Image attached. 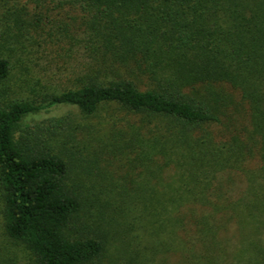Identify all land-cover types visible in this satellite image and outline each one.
<instances>
[{
  "label": "trees",
  "instance_id": "1",
  "mask_svg": "<svg viewBox=\"0 0 264 264\" xmlns=\"http://www.w3.org/2000/svg\"><path fill=\"white\" fill-rule=\"evenodd\" d=\"M173 255L264 264V0H0V264Z\"/></svg>",
  "mask_w": 264,
  "mask_h": 264
},
{
  "label": "rangeland",
  "instance_id": "2",
  "mask_svg": "<svg viewBox=\"0 0 264 264\" xmlns=\"http://www.w3.org/2000/svg\"><path fill=\"white\" fill-rule=\"evenodd\" d=\"M12 89H15L17 91H15V93H20V95H25L27 96L29 99H34V100H39V98L41 97V92H43L45 90V88H43L41 85H34V83H32L29 86H22L21 89H18L17 87H13ZM14 93V92H13ZM13 93L9 94L10 96L13 95ZM59 110V109H58ZM59 112H61L59 110ZM111 164V163H110ZM118 167V164L116 162L111 164V168L112 169H116ZM235 184L234 187L236 189V191H241L245 188V181L244 179H236L235 180ZM138 237L136 238V240L134 242H138L139 243H143L146 244V239H148L147 235L145 233H142L141 231H138ZM137 244V243H134ZM170 261V264H176V262L178 263V256L177 255H173L172 257H170L168 259Z\"/></svg>",
  "mask_w": 264,
  "mask_h": 264
}]
</instances>
